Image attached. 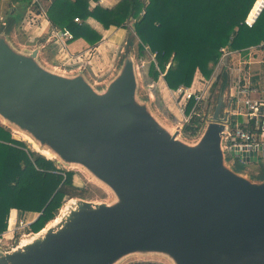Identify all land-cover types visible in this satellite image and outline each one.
<instances>
[{
	"label": "water",
	"instance_id": "obj_1",
	"mask_svg": "<svg viewBox=\"0 0 264 264\" xmlns=\"http://www.w3.org/2000/svg\"><path fill=\"white\" fill-rule=\"evenodd\" d=\"M42 47L21 50L0 29V117L49 159L87 169L116 199L75 200L32 237L0 246V264H118L138 253L174 264H264V178L247 174L227 147L223 94L190 143L138 96L130 54L97 89L84 67L50 70ZM242 155L262 164L255 151Z\"/></svg>",
	"mask_w": 264,
	"mask_h": 264
},
{
	"label": "trees",
	"instance_id": "obj_2",
	"mask_svg": "<svg viewBox=\"0 0 264 264\" xmlns=\"http://www.w3.org/2000/svg\"><path fill=\"white\" fill-rule=\"evenodd\" d=\"M95 2V5H92ZM256 0H118L107 7L100 0H54L47 14L56 28L69 30L73 37L85 39L96 45L103 38L102 32L89 19L97 21L102 28H128L133 22L135 33L130 37L139 39L138 54L146 51L154 55L148 74L153 80L162 78L168 88L177 90L180 86H192L197 72L210 79L223 56V47L243 50L261 47L264 42V8L253 25L245 20L254 16ZM13 4L16 5L13 10ZM35 0H11L6 19L11 26L2 28L11 33L20 26L24 12ZM75 17L81 19L75 21ZM6 23V22H5ZM132 44V43H131ZM227 58L222 65L223 81L219 85L218 99L227 88ZM264 73V70H263ZM218 77V76H217ZM256 76L254 78H258ZM217 79L214 80V82ZM197 106L189 122L183 126L187 136L198 134L203 125L204 101ZM194 104L191 99L188 111ZM236 123L237 115H232ZM246 121V120H245ZM243 121L241 125L245 126ZM249 126L254 130V120ZM261 171L258 178H264V157L260 158ZM263 165V166H262ZM242 169V166H237ZM74 183V171L58 168L55 161L31 151L26 143L13 137L12 131L0 123V235L8 228L12 209L28 219L36 217L27 232L40 231L54 219L66 197H78L82 191ZM15 211L11 214L14 220ZM134 264H158L136 262Z\"/></svg>",
	"mask_w": 264,
	"mask_h": 264
},
{
	"label": "rangeland",
	"instance_id": "obj_3",
	"mask_svg": "<svg viewBox=\"0 0 264 264\" xmlns=\"http://www.w3.org/2000/svg\"><path fill=\"white\" fill-rule=\"evenodd\" d=\"M133 22L134 21L129 23L128 25L129 27L126 28L127 34L122 36V41H120L121 43L117 45H109L102 38V40L96 44L98 48H96L91 53H88L86 56L82 57V60H79L80 58L74 59L72 58L71 55L66 56L65 52L61 51V49L64 48L63 45L60 42L57 41L55 42L54 37H52V39L47 37L49 38L48 40H46L44 37H34V38L25 37L23 34L24 27L22 25V22L20 26L17 25L15 26L16 27L15 30H17V32L15 33L16 35H14V38L11 36L13 32L9 33V35L12 41L15 43V45L18 46L19 49L21 50L24 48L34 49L36 46L42 47L44 46L43 44H46V48H48V51L51 52L46 53L42 61L46 66H48L50 70L54 72L73 75L74 73H76L75 72L76 70L72 72H70V70L78 69L79 67L82 68L84 67L86 69L85 72L87 74L88 79L97 89L103 88L104 86H106V84L110 82L111 79L117 76L120 70V66L123 63L124 59L126 58V55L130 54L135 59L137 72L139 73L138 96L141 99L149 102L150 107L155 113V115L166 127L170 128L171 130H175L176 126H178V128L181 127L183 128L184 125L181 126V123L184 122L183 120L184 116H183V112L180 111L178 102L175 100V95L172 93V91L166 90L165 82L162 78H159L158 80H153L152 78L149 77V75H147L149 71L150 62L154 59V55L151 54L149 51H146V53L143 56H139L138 54L139 39L137 36L133 38L130 37L131 35H129L130 30L131 33H135L134 28L132 29ZM2 24H5V27L9 25L11 26L10 21H7V19L6 20L2 19L0 20L1 30H4L1 26ZM80 51H81L80 49H77L74 52L77 53ZM89 55L91 57H89ZM48 57H50V60L52 62L46 60ZM52 58H54L55 60H53ZM238 65H239V70L237 69V71H235L233 74L230 72V75L229 74L227 75V88L225 89V93L229 94L228 91L230 88H232L230 89V91L231 93L235 94V90L233 88L234 84H236V82H238L239 80H242L243 82L246 81L250 82L253 88L256 89L255 93H253L255 98L262 97L264 94V73H262L261 69L259 68L258 69H256L255 67L250 68V65L246 64L244 60H242V62L239 63ZM222 74L223 73L220 70H218V68H216L212 77L210 79H207L204 78L202 75H199V72H197V76H195V79L193 81V84H197V83L199 84L200 82L202 84L204 83V85L206 84L207 81L209 82V84L215 82L217 83V85L213 87V91L209 98V101L206 102L204 101V105L202 106L203 109H201V112L203 115V124H205L209 120L210 108L212 106L215 107L218 102L219 85L223 81V76H221ZM216 76L218 77L216 78ZM256 76L259 77L254 78ZM215 78L217 80L214 82ZM167 103L169 108L167 107ZM241 106H243L244 109L247 110L246 105L243 102L241 103ZM238 119L239 122H243L247 119V115L241 114L238 116ZM0 123L7 126L12 131L13 137L15 139L24 141L27 147L31 151H34L36 154L44 155L43 153L38 151L37 147L39 144L36 141L34 142L35 139L31 138L29 134L20 130L15 125L10 124L9 122H5V120L2 119V117H0ZM182 128H181V132L183 131ZM181 137L183 140L190 143H193L195 141L193 137L190 138L189 136L187 137L184 136L183 132L181 133ZM44 156L47 157L46 155ZM53 160L56 162L59 168L74 171V183L81 188L80 192L82 191V193L78 197H66L56 217L59 216L61 211L65 212L66 210L75 207L76 204L74 203V201L78 199H84L94 203H108V204L115 201L116 195L110 189V187H108L105 183L98 180L84 167L80 165L63 166L57 161V159H53ZM246 166L247 167L245 168L244 171L247 172V174L249 173L251 176L252 175L257 176L261 171V165L259 164L254 165L252 163H249ZM18 218H23V217L18 215ZM13 222H15V220H11V215H10L8 219V228L6 231L9 230V227L11 226L10 224H13ZM26 234H29L27 238H30L33 236L34 233L30 231V232H26ZM10 235L7 236L0 235V246H2L3 248H10L11 246L18 243V241L23 237L21 236L22 235L21 233L18 234L17 232L16 235L12 238H10ZM6 239L9 241L4 244L3 240ZM139 261L155 262L158 264H174L173 260H171L169 256L160 253L134 254L128 256L118 264H134Z\"/></svg>",
	"mask_w": 264,
	"mask_h": 264
},
{
	"label": "built area",
	"instance_id": "obj_4",
	"mask_svg": "<svg viewBox=\"0 0 264 264\" xmlns=\"http://www.w3.org/2000/svg\"><path fill=\"white\" fill-rule=\"evenodd\" d=\"M260 6L256 10L255 15L249 19L245 20L246 24L253 25L256 18L264 8V0H261ZM75 21L80 22L81 19L79 17H75ZM54 39L57 42H60L64 48L61 51L65 52V55H69V52L66 50V40L72 39V33L67 29L62 30H55ZM261 49L264 54V42L261 44ZM88 54V50H82L72 55V58L82 60V57ZM225 54L222 56L219 66L216 67L218 70L221 71L222 65L225 64ZM232 72V71H231ZM217 78V76H216ZM215 78V79H216ZM214 79V80H215ZM211 84L207 81L206 84L198 89H191L190 86H180L177 90H175V94L178 99H184V102L180 104V111L183 112V120L184 122L181 123L183 126L185 123L189 121L192 114L196 112L197 106L203 100H207L209 96ZM235 94L231 93L229 89V96H227L229 105V114H230V122H229V129L226 132L227 138V147L229 151L232 153L233 157L236 161L240 162L241 164H249L252 162H247L244 160L242 152H257L259 159L264 157V94L260 98H255L254 94L256 89L250 84V82H243L239 80L234 84ZM193 99L194 104L191 107L190 111H188V103ZM246 105L247 110L241 106V103ZM247 115L246 124L245 126L241 125L242 122H239V119L236 123L232 122V115ZM250 120H254V130H252L249 126ZM182 128V127H181ZM15 222L10 224L9 230L3 236L10 235V238L16 235V232L19 234H25L30 226L32 221L26 218H14ZM11 223V221H10Z\"/></svg>",
	"mask_w": 264,
	"mask_h": 264
},
{
	"label": "crops",
	"instance_id": "obj_5",
	"mask_svg": "<svg viewBox=\"0 0 264 264\" xmlns=\"http://www.w3.org/2000/svg\"><path fill=\"white\" fill-rule=\"evenodd\" d=\"M35 1H36V4L35 5L32 4L24 12L23 19H22V25L24 27L23 28V32H24L23 34L25 37H30V38L44 37L46 40H48L49 38L52 39V37H54L53 31L62 30V29L56 28L52 25V23L49 19V16L47 14V12H48L49 8L51 7L54 0H35ZM117 2H118V0H100V3L104 6H107V7H111V6L115 5ZM260 2H261V0H258L256 7H255V10H254V15L256 13V10L258 9V7L261 4ZM10 3H11V0H0V20H2V19L6 20L5 19L6 18V11L8 10ZM95 4H96L95 2H92V5H95ZM15 7H16V5L13 4L12 12L15 10ZM249 15H250V13H249ZM249 15H248V17H249ZM249 19H251V18H249ZM89 22L94 27H96L97 29H99L102 32L103 40H105L109 45H117V44L121 43L120 41H122V36L127 34L126 28L111 27L109 29H104L94 19H89ZM15 29H16V27L15 28L13 27V30H12L13 33L11 35L13 38H14V35H16L15 33L17 32V30H15ZM47 37H49V38H47ZM70 40H72V39L66 40V50L69 52V54L71 56L76 53L74 51L77 49H80L81 51L82 50H84V51L88 50V53H91L96 48H98L96 45H90L83 38H78V39L72 40V41H70ZM43 45H44V47H42V49L40 51V57H42V58L45 57L46 53L51 52V51H48V48H46V44H43ZM222 49L224 51L223 55L224 54L226 55L225 58L228 57L227 58V62L229 64L228 67L231 68L232 74L235 71H237V69L239 70L238 64L241 63L242 60H244L246 64H249L250 68H254V67L256 69L259 68V69H261V72L263 73V70H264V54L262 52L261 47L253 46V47L245 48L243 50H231V49H228L227 47H223ZM89 57H91V56L89 55ZM52 59L55 60L54 58H52ZM46 60H49L50 62H52L50 60V57H48ZM218 66H219V63L217 65V67ZM202 85H204V83L202 84L199 82V84L198 83L192 84V86H190V88L191 89H198V88L202 87ZM165 87H166V90L172 91V93L175 95V100L178 102V104L180 106V104H182L184 102V99H182V98L178 99L176 94H175V90L168 88V86L166 84H165ZM167 107L169 108L168 103H167ZM252 164L256 165V163H252ZM13 211H15L14 216L18 217V215H19L18 210L12 209L11 214H13ZM34 219H36V217H33V216L28 217V220H30V221H33Z\"/></svg>",
	"mask_w": 264,
	"mask_h": 264
},
{
	"label": "flooded vegetation",
	"instance_id": "obj_6",
	"mask_svg": "<svg viewBox=\"0 0 264 264\" xmlns=\"http://www.w3.org/2000/svg\"><path fill=\"white\" fill-rule=\"evenodd\" d=\"M223 96H224V104H223L224 106L223 107H224V110H225V108H227V106H228V104H227L228 103V101H227L228 98H227V93H225V91L223 93Z\"/></svg>",
	"mask_w": 264,
	"mask_h": 264
},
{
	"label": "bare ground",
	"instance_id": "obj_7",
	"mask_svg": "<svg viewBox=\"0 0 264 264\" xmlns=\"http://www.w3.org/2000/svg\"><path fill=\"white\" fill-rule=\"evenodd\" d=\"M257 2H258V0H257ZM257 4V3H256ZM18 132V131H17ZM42 152L46 155V156H52L51 155V152L49 151V150H46V149H44V150H42Z\"/></svg>",
	"mask_w": 264,
	"mask_h": 264
}]
</instances>
